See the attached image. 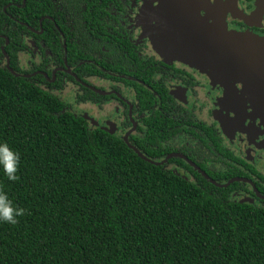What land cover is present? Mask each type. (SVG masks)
I'll return each instance as SVG.
<instances>
[{"label": "flooded vegetation", "instance_id": "obj_1", "mask_svg": "<svg viewBox=\"0 0 264 264\" xmlns=\"http://www.w3.org/2000/svg\"><path fill=\"white\" fill-rule=\"evenodd\" d=\"M8 59L89 129L264 208V0H0Z\"/></svg>", "mask_w": 264, "mask_h": 264}, {"label": "trees", "instance_id": "obj_2", "mask_svg": "<svg viewBox=\"0 0 264 264\" xmlns=\"http://www.w3.org/2000/svg\"><path fill=\"white\" fill-rule=\"evenodd\" d=\"M85 122L0 65V144L20 156L0 191L24 210L0 222V264H264V208Z\"/></svg>", "mask_w": 264, "mask_h": 264}, {"label": "clouds", "instance_id": "obj_3", "mask_svg": "<svg viewBox=\"0 0 264 264\" xmlns=\"http://www.w3.org/2000/svg\"><path fill=\"white\" fill-rule=\"evenodd\" d=\"M20 156L18 152L9 149L8 145L0 144V164L9 180L17 179L16 172ZM23 209L15 207L7 193L0 191V222L15 224L16 218L23 214Z\"/></svg>", "mask_w": 264, "mask_h": 264}, {"label": "water", "instance_id": "obj_4", "mask_svg": "<svg viewBox=\"0 0 264 264\" xmlns=\"http://www.w3.org/2000/svg\"><path fill=\"white\" fill-rule=\"evenodd\" d=\"M233 54H234V52H233ZM7 64H8V69L14 74V75H20L18 72H16L15 70H13L10 66H9V59H8V61H7ZM126 139V141H127V145L131 148V149H133L142 159H144V160H146V161H148V162H150V163H152V164H156V165H160V164H162L164 161H166L167 160V158H165L164 160H155V159H152V158H150V157H148L147 155H145L141 150H139L136 146H134L133 144H131L128 140H127V138H125ZM182 157H185V156H183V155H181ZM191 162V161H190ZM191 164L192 165H194L195 166V164L193 163V162H191ZM235 179H237V180H240L239 178H235ZM235 179H233V180H235ZM212 182H213V184H215V185H217V186H220V187H225V186H227L230 182H227V183H219V182H216V181H214V180H211Z\"/></svg>", "mask_w": 264, "mask_h": 264}]
</instances>
